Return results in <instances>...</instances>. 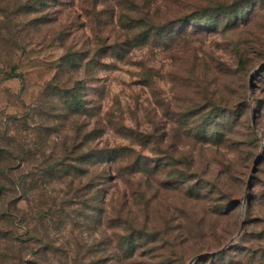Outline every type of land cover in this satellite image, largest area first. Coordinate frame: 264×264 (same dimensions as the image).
<instances>
[{"label":"rangeland","instance_id":"1","mask_svg":"<svg viewBox=\"0 0 264 264\" xmlns=\"http://www.w3.org/2000/svg\"><path fill=\"white\" fill-rule=\"evenodd\" d=\"M100 1L94 19L66 5L41 24L43 13L59 10L52 0L29 12L0 0V264H132L139 253L156 264L165 254L169 264H264V66L255 69L264 62V0ZM117 1L121 9L102 5ZM122 14L174 21L102 70L99 24L111 15L124 23ZM70 66V84L83 76L85 90L76 92L93 107L74 124L61 116ZM100 104L146 132L136 164L117 155L110 176L95 153L82 158L86 144L72 133L95 126ZM206 113L232 125L233 141L202 136ZM127 142L112 131L92 138L96 147ZM132 220L148 229L135 249L123 239ZM241 222L224 257L189 263L226 244Z\"/></svg>","mask_w":264,"mask_h":264},{"label":"trees","instance_id":"2","mask_svg":"<svg viewBox=\"0 0 264 264\" xmlns=\"http://www.w3.org/2000/svg\"><path fill=\"white\" fill-rule=\"evenodd\" d=\"M52 2L55 5H58L59 10H53L51 13L53 14V18L51 16H48V13H43L42 16H40L37 20L40 21L41 24L45 23L46 21H54L57 20L56 13H58L61 10H64V6H69V11L76 13L77 16L84 15L88 19H94V16L99 13L97 8L99 3H102L100 0H52ZM33 3V4H32ZM18 4L20 5L17 9L18 12H29V11H38L43 6L44 9L48 8V2L46 0H19ZM37 4L38 6H35ZM54 5V6H55ZM106 9H113L115 6L118 7V9H121L120 2L112 3L111 5L106 2V4H102ZM44 11V10H43ZM42 12V11H41ZM48 16V17H47ZM118 16V15H117ZM152 14L150 16H141L138 21L137 19H134V17H131L128 14L123 15L125 22H120V17H115L114 15H111L110 18L105 17L102 19V22H100L98 27V47L95 51V54L97 56V63L101 67L102 70L114 67L116 60H126V56L128 53H131L136 46L139 47L140 45H143L145 41L150 36H156L159 37L162 30H166V27H168L171 23H173L174 19L167 18L165 21H162L159 17H156ZM178 18H176L177 20ZM175 20V21H176ZM181 20L186 21L189 20V18H184L177 20L178 22ZM91 21V20H90ZM118 21V23H117ZM163 22V23H162ZM204 22H206L207 25L212 24V20L210 19V16H207L205 18ZM39 23V24H40ZM141 23L143 26V29L140 30L138 33H133V36L131 35V29L137 28V24ZM118 25L119 31L116 29V26ZM132 36V37H131ZM69 53V51H68ZM72 62V61H71ZM114 62V63H113ZM71 69L67 70V77L65 78L63 82V90H66L65 93L69 95V98L65 97L64 105L66 110L62 113L61 116H64L65 119H68L70 117V121L76 123V121L79 119L80 116H90L92 115L93 107L86 108V104L89 102L87 99L80 98L77 94V89L85 90V78L82 76V78L79 80L77 84L75 81L73 82V85L70 84L72 80V73H74L77 70V66H70ZM62 85V84H61ZM104 88H102L101 93L103 94ZM84 96L88 95L87 92H84ZM88 97V96H87ZM204 98L206 96L204 95ZM238 98L241 99V101H245L244 94H239ZM100 114L97 116L95 126H91L85 131H81L77 128V125L75 127V131H80L79 133H74V138L82 137L81 142L83 141L84 144H86V147L84 151L82 152L81 156L83 159H90L92 154L95 153V155L98 156L97 162H102V170H105V173L111 175V163H109V160H113L116 158L117 155L123 154L127 155L130 161V165L136 164L137 158L139 155H141V149L136 150V146H140L141 148L145 145V137L146 132L144 130H139L138 128H133V126L127 124L125 122V116L122 115V113L119 110L112 109L111 107L105 108V106H102L100 104L98 106ZM205 124L204 126H200L199 128L202 130V136H205V138L211 137V132H215L216 136H219V141H233L234 137V131L232 125L225 127L223 123L218 122L216 124L217 116L213 117L212 114L209 115L206 113L204 116ZM209 121H213L215 126L212 128L213 130H210L208 128ZM90 122H87L89 124ZM220 124V125H218ZM207 130L210 132L207 134ZM114 132L116 134L121 135L122 137L128 138V142L126 144H118L113 147H108L106 144L102 145L101 147H96L92 145V138L95 136L103 137L108 132ZM70 136V135H69ZM69 136L66 137V139H69ZM137 138L136 142L133 140V138ZM213 138V137H212ZM208 142H211L207 140ZM210 144V143H208ZM99 154L102 156V158L99 156ZM131 158H134L135 161H131ZM105 159V160H104ZM110 178V177H109ZM171 190L174 192L176 190L180 197L184 198L186 196L187 189H178L174 186L171 187ZM143 192L139 191V195L141 197V200L146 202V194L145 191ZM198 193V192H197ZM196 194L197 198H203L204 195ZM189 194L192 196V193L189 191ZM125 195L127 198H131L133 196V192H125ZM202 211L204 213L215 211H210L207 206L202 207ZM123 221H127V219H124ZM131 226L133 227L132 232L128 233L125 238L127 239V242L132 243L135 242L136 235L144 237L145 233L147 232L146 226L138 221H129ZM137 236V237H138ZM133 238V240H132ZM126 241V240H124ZM156 241V239H148L147 242H153ZM121 240L118 241V243ZM136 244L134 243L132 248L134 249ZM230 246L226 247L225 249L219 251L218 253H215L214 255H208L204 258H201L202 260L205 259H212L213 257L220 256L221 258L224 257V253L226 250H228ZM153 255L147 256L145 253H139L134 255L131 263L132 264H154V260L152 257ZM253 257V256H250ZM169 258L170 255L163 257V262H158L157 264H169ZM199 259V260H201ZM156 264V263H155Z\"/></svg>","mask_w":264,"mask_h":264},{"label":"water","instance_id":"3","mask_svg":"<svg viewBox=\"0 0 264 264\" xmlns=\"http://www.w3.org/2000/svg\"><path fill=\"white\" fill-rule=\"evenodd\" d=\"M262 66H264V62L260 63L255 69H258V68H260ZM252 127H253V129H255L254 123H252ZM258 161H259L258 157L253 161L250 173L248 175L247 187H249V181H250L251 176H252V174H253V172H254V170L256 168V165H257ZM241 227H242V222L240 223V226H239V229L237 230V232L228 239L226 244L222 245L220 248H218V249H216L214 251H205V252H201V253H198V254L194 255L192 258H190L189 263H194V262H196L197 260H199L201 258H204V257H206L208 255H214L215 253H218L219 251L225 249L234 240V238L240 233Z\"/></svg>","mask_w":264,"mask_h":264}]
</instances>
